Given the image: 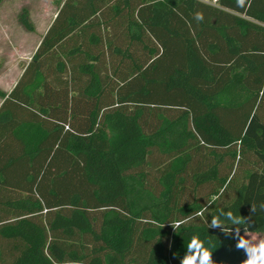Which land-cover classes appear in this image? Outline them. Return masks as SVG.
Masks as SVG:
<instances>
[{"label": "trees", "instance_id": "1", "mask_svg": "<svg viewBox=\"0 0 264 264\" xmlns=\"http://www.w3.org/2000/svg\"><path fill=\"white\" fill-rule=\"evenodd\" d=\"M3 99L0 264H180L191 236L243 264L221 212L264 236V0H63Z\"/></svg>", "mask_w": 264, "mask_h": 264}, {"label": "crops", "instance_id": "2", "mask_svg": "<svg viewBox=\"0 0 264 264\" xmlns=\"http://www.w3.org/2000/svg\"><path fill=\"white\" fill-rule=\"evenodd\" d=\"M13 1L16 0H0V106L4 101L3 96L9 94L31 61L57 13L56 11L54 17H51L47 26L41 31L37 28L41 18L34 17L29 11L28 20L31 29L25 30L17 22L18 14L8 12L9 4ZM21 5L25 7L23 2ZM24 9L27 10L26 7Z\"/></svg>", "mask_w": 264, "mask_h": 264}, {"label": "clouds", "instance_id": "3", "mask_svg": "<svg viewBox=\"0 0 264 264\" xmlns=\"http://www.w3.org/2000/svg\"><path fill=\"white\" fill-rule=\"evenodd\" d=\"M242 2V0H238ZM196 20H201L202 16L199 13L195 14ZM264 208V205H261ZM203 209L197 212L195 215L200 216L203 214ZM221 217L223 221L233 225L231 228L233 236L235 238L236 249H243L246 258L243 260V264H264V240H259L255 243L249 239L244 238L240 235V229L234 227L241 223L238 216H234L231 212H221L217 218L210 219L208 228H221ZM183 221H177L174 227H179ZM209 251L205 250L204 242L199 237L191 236L186 248L184 255L180 258V264H213L210 258Z\"/></svg>", "mask_w": 264, "mask_h": 264}, {"label": "rangeland", "instance_id": "4", "mask_svg": "<svg viewBox=\"0 0 264 264\" xmlns=\"http://www.w3.org/2000/svg\"><path fill=\"white\" fill-rule=\"evenodd\" d=\"M63 0H16L9 4V13H21L22 10H25L27 14L30 13L35 16H39L38 18L40 22L37 24V28L41 31L47 26L48 21L53 18L56 11L59 9L60 4ZM24 3L25 7L23 5L20 6L21 3ZM42 15V17H41ZM37 19V18H36ZM244 238L249 239L251 242L255 243L259 240H264V236L259 235H251V234H245Z\"/></svg>", "mask_w": 264, "mask_h": 264}, {"label": "built area", "instance_id": "5", "mask_svg": "<svg viewBox=\"0 0 264 264\" xmlns=\"http://www.w3.org/2000/svg\"><path fill=\"white\" fill-rule=\"evenodd\" d=\"M201 1L209 5H215L218 2V0H201Z\"/></svg>", "mask_w": 264, "mask_h": 264}]
</instances>
